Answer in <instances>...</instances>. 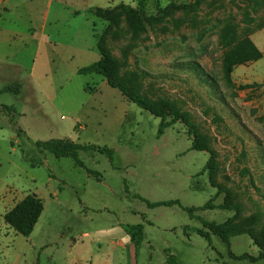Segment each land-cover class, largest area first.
I'll list each match as a JSON object with an SVG mask.
<instances>
[{"label": "rangeland", "instance_id": "rangeland-1", "mask_svg": "<svg viewBox=\"0 0 264 264\" xmlns=\"http://www.w3.org/2000/svg\"><path fill=\"white\" fill-rule=\"evenodd\" d=\"M192 2L146 0L145 12ZM256 3L204 0L135 35L118 6L137 9L138 0H0V90L22 84L19 94L0 93V264H93L103 240L128 237L124 227L135 225L143 227L135 264H166L168 254L177 264H264L230 256L259 254L246 234L230 238L229 249L197 234L202 222L222 224L234 213L200 209L211 199L221 205L224 193L215 197L200 174L209 155L190 150L185 126L158 137V118L102 77L77 73L99 60L103 37L130 89L168 99L207 137L215 180L241 208L234 222L263 240L264 57L235 66L226 80L221 40L226 28L249 40L264 32V4ZM51 139L106 147L113 156L80 151L78 167L34 146ZM28 194L43 211L23 237L3 217ZM171 201L180 206H148ZM182 207L196 209L193 217Z\"/></svg>", "mask_w": 264, "mask_h": 264}, {"label": "trees", "instance_id": "trees-1", "mask_svg": "<svg viewBox=\"0 0 264 264\" xmlns=\"http://www.w3.org/2000/svg\"><path fill=\"white\" fill-rule=\"evenodd\" d=\"M204 0H193L192 4L186 6H177L170 4L165 8L157 7V11L154 15H148L145 12L146 0H138L139 8H132L131 6L119 5L124 13L125 24L129 31L135 35L142 33L146 27H153L161 20L171 16L176 10L187 8L195 9ZM256 1V6L264 4V0ZM100 12H103L99 10ZM104 12H107L104 11ZM222 46L226 48V53L222 61V71L226 80H229V76L233 68L237 65L245 64L248 62L257 61L262 58V53L257 49L251 40L248 38L239 37L236 27L226 28L221 34ZM97 50L99 53V60L90 64L89 66L79 68L77 73L79 75H97L102 77L107 85L113 89H117L121 95L130 103L136 105L141 110L150 113L155 118L160 120L157 131V136L161 137L164 131L173 126L175 123L180 122L187 130L188 136L191 138L190 150L197 152H204L209 155L203 170L200 174H206L209 185L216 189L215 197L224 193L223 203L218 206L212 204V199L209 200L202 208H218L222 210L232 211L234 216L231 219L226 220L222 224H216L213 222H202L203 229L196 230L197 234L205 238L210 243V236H217L228 247H230V238L240 235H248L254 244L259 248L260 252L256 257H250L248 255H242L236 257L230 254L232 258L245 260L248 259L255 263L257 261H264V239L260 240L251 228H247L239 223L234 222L241 208L237 203H233L232 196L228 190L219 185L215 176L218 170L216 163V153L211 150L208 144L207 137L200 133L196 126L190 121V118L178 109L171 101L162 98L158 100H152L139 91L130 89L126 83H124L120 77V65L115 57H113L108 51L104 38L101 37L97 42ZM22 90V84L18 81H14L7 84L0 93H14L19 94ZM4 111L12 110V107L3 106ZM22 131L19 129L18 134ZM34 146L42 151H46L55 157H70L74 160L75 165L83 167V163L78 159V152L94 150L101 154L106 155L109 159H112L113 151L106 147L100 148L97 146L80 145L74 143L70 139H51L47 141H38L34 143ZM179 205L177 201L161 202V203H148L150 208L160 206H172ZM183 208V207H182ZM190 217H193V213L196 211L194 208H183ZM43 211L42 201L35 194L26 195L21 201H19L13 208H11L3 217L5 224L12 229L16 234L23 237H29L32 233L41 213ZM125 232L130 237V241L134 247V251L143 239V227L142 225L126 226ZM166 264H177L173 255L168 254L166 258Z\"/></svg>", "mask_w": 264, "mask_h": 264}, {"label": "crops", "instance_id": "crops-1", "mask_svg": "<svg viewBox=\"0 0 264 264\" xmlns=\"http://www.w3.org/2000/svg\"><path fill=\"white\" fill-rule=\"evenodd\" d=\"M9 1L12 2L13 0H8V2ZM45 22H46V19H45ZM250 40L258 48V50L260 52H262L263 57H264V32L253 33L250 36ZM24 82L28 83V86H30V84H31L30 80H27V79ZM29 88H31V87H29ZM23 198H21L19 201H21ZM103 242H105L104 252L101 254H97L94 257V259L92 260L93 264H135L136 263V261L134 259L135 258L134 257L135 256L134 255V253H135L134 247L130 241L129 236L128 237L127 236H122V237L119 236V237L114 238V239L107 238V239L103 240Z\"/></svg>", "mask_w": 264, "mask_h": 264}]
</instances>
